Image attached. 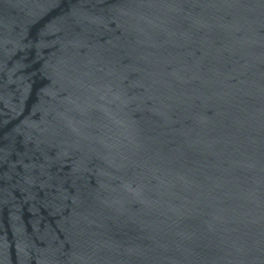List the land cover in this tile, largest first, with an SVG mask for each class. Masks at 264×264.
<instances>
[{
	"label": "water",
	"instance_id": "obj_1",
	"mask_svg": "<svg viewBox=\"0 0 264 264\" xmlns=\"http://www.w3.org/2000/svg\"><path fill=\"white\" fill-rule=\"evenodd\" d=\"M0 264H264V0H0Z\"/></svg>",
	"mask_w": 264,
	"mask_h": 264
}]
</instances>
